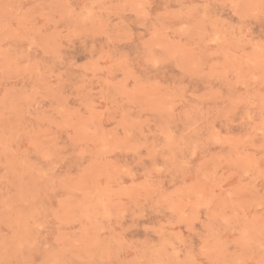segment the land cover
<instances>
[{
    "label": "rangeland",
    "instance_id": "rangeland-1",
    "mask_svg": "<svg viewBox=\"0 0 264 264\" xmlns=\"http://www.w3.org/2000/svg\"><path fill=\"white\" fill-rule=\"evenodd\" d=\"M0 264H264V0H0Z\"/></svg>",
    "mask_w": 264,
    "mask_h": 264
}]
</instances>
